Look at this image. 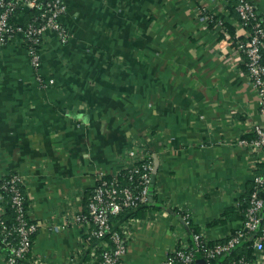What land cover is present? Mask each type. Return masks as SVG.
<instances>
[{
    "label": "crops",
    "instance_id": "0c3cea01",
    "mask_svg": "<svg viewBox=\"0 0 264 264\" xmlns=\"http://www.w3.org/2000/svg\"><path fill=\"white\" fill-rule=\"evenodd\" d=\"M250 1L264 28V0ZM64 2L70 36L44 34L37 70L19 39L0 48V179L22 177L39 223L18 264H91L90 226L74 216L100 174L118 175L139 154L154 179L146 209L111 221L126 244L117 264H163L191 244L189 226L213 243L240 229L243 219L223 212L258 172L259 155L240 140L262 116L219 25L238 30L232 0ZM252 254L264 264V251Z\"/></svg>",
    "mask_w": 264,
    "mask_h": 264
},
{
    "label": "built area",
    "instance_id": "2783aa9c",
    "mask_svg": "<svg viewBox=\"0 0 264 264\" xmlns=\"http://www.w3.org/2000/svg\"><path fill=\"white\" fill-rule=\"evenodd\" d=\"M17 9H21V12L36 10L37 13L24 24L18 20L21 16L16 13ZM65 10L64 0H0V48L12 39H19L31 66L37 70L41 63L44 34L54 33L60 43L68 41L70 33L60 22ZM235 11L239 18V28L235 31L238 42L233 46L228 33L224 41L232 47L235 63L243 65L241 71L256 91L262 116L261 123L253 127V136L249 140H240V143L250 145L259 155L258 161L263 162L264 28L250 0H236ZM138 156V160L118 175L105 177L100 174L88 197L86 211L74 216L73 221L90 226L84 242L92 245L91 264L119 262L126 251L125 238L112 227L111 221L148 203L154 166L147 155ZM121 174L123 178L119 177ZM25 202L20 175L11 174L0 179V244L5 252L4 264H18L24 259L30 251L32 237L38 231L39 223L30 219ZM7 203L13 211L11 221L5 215ZM181 218L188 224L186 212H182ZM191 239L192 246L176 247L166 256L163 264H195L197 255L207 264H261L255 257L239 256L228 260H223V257L246 241L251 242L254 253L264 251V173L253 177L240 229L225 240L212 244L204 240L200 233H193Z\"/></svg>",
    "mask_w": 264,
    "mask_h": 264
},
{
    "label": "trees",
    "instance_id": "16d2710c",
    "mask_svg": "<svg viewBox=\"0 0 264 264\" xmlns=\"http://www.w3.org/2000/svg\"><path fill=\"white\" fill-rule=\"evenodd\" d=\"M232 2L233 3L231 5V10L235 11L236 0H232ZM20 12H21V9H17L16 13L18 14ZM36 13H37L36 10L23 11V16L20 17L21 18V22L25 24L28 21H31L33 19V17L36 15ZM235 13H236V11H235ZM236 15H237V13H236ZM237 17H238V15H237ZM13 20L16 21L17 19L13 18ZM238 21H239V18H238ZM219 25H220V27H223L227 31V33L229 34L230 40L232 41L233 46H235L236 43L238 42V39H239V38L238 39L235 38V30L233 28L229 27V26L225 27L224 24H219ZM240 39L244 40L245 38H240ZM240 67L243 68V65H240ZM260 173H264V161L259 163V165H258L257 174H260ZM119 177L123 178L122 174L119 175ZM249 191H250V189H249ZM249 191L246 194L245 198L242 200L241 204L237 208H228V209L224 210L223 216L226 217V218H229V219H243L244 220V212H245V209L247 207V198H248ZM22 192H23V189H22ZM25 197H26V195H25ZM25 203H26V208H27V198H26V202ZM86 204H87V201H86ZM144 206L145 205L135 209V211L134 210L127 211V213L132 214L133 216H138V212L139 211H143L144 209H146V207H144ZM122 214H125V213H122ZM5 215H6V219L7 220H9V221L12 220L13 211L9 207V203H7L5 205ZM188 230L190 232H192V233H198V230L196 228L192 227V226H189ZM32 239H33V237H32ZM189 239H191V237H189ZM190 241H191V244H189V246H192V239ZM209 243L212 244L213 242H209ZM97 253H99V250H98ZM252 253H253V248L251 246V242L250 241H246L243 244H241L238 247H236L228 255L223 257V260H228V259L236 258V257H239V256H245V257H248V258H254V255Z\"/></svg>",
    "mask_w": 264,
    "mask_h": 264
},
{
    "label": "water",
    "instance_id": "95a60500",
    "mask_svg": "<svg viewBox=\"0 0 264 264\" xmlns=\"http://www.w3.org/2000/svg\"><path fill=\"white\" fill-rule=\"evenodd\" d=\"M153 179H154V176H152V178H151L152 182H153ZM195 264H207V263L200 255H197L195 258Z\"/></svg>",
    "mask_w": 264,
    "mask_h": 264
}]
</instances>
